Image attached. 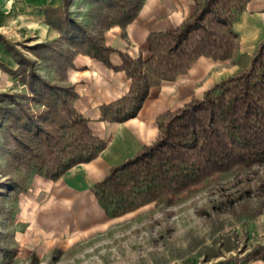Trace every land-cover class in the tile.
Instances as JSON below:
<instances>
[{"label":"trees","instance_id":"obj_1","mask_svg":"<svg viewBox=\"0 0 264 264\" xmlns=\"http://www.w3.org/2000/svg\"><path fill=\"white\" fill-rule=\"evenodd\" d=\"M65 6L48 7V23L61 32L72 57L83 53L111 66L113 47L105 31L126 25L138 14L144 0H93L98 8L92 27L77 21ZM249 0H197L195 12L175 29L149 35L151 56L122 53V65L131 79L129 91L101 107L103 119L123 122L137 115L152 86L175 80L201 56L232 58L238 71L208 89L202 97L166 111L157 118L156 140L134 156L112 167L94 185V193L110 217H118L155 200L173 204L175 198L206 179L235 167L264 163V39L253 55L238 56L240 37L234 28ZM8 48L20 62L18 73L28 86L33 111L21 104L15 117L14 159L31 174L58 179L78 163L96 158L106 142L94 134L89 120L75 107L78 93L71 84L52 82L32 63L28 73L21 52ZM4 100L11 96L3 94ZM16 100V99H15ZM264 260V244L241 258L216 264H250Z\"/></svg>","mask_w":264,"mask_h":264},{"label":"crops","instance_id":"obj_2","mask_svg":"<svg viewBox=\"0 0 264 264\" xmlns=\"http://www.w3.org/2000/svg\"><path fill=\"white\" fill-rule=\"evenodd\" d=\"M196 1L144 0L130 23L114 24L106 29V43L114 49L111 66L83 53L71 57L66 51L55 58L56 66L52 63L39 66L42 71L51 72L54 82L74 85L78 93L76 109L89 120L92 131L106 146L96 158L74 165L58 179L31 174L29 188L21 196L18 215L26 225L22 234H36V239H45L48 232L60 231L64 237L74 239L112 225L119 217L106 213L94 193V185L112 167L156 140L160 114L177 110L194 97H202L213 85L238 71L240 66L232 58L201 56L175 80L152 86L136 116L123 122L103 119L101 107L120 99L130 89L131 79L118 68L123 62L122 53L149 58L150 33L177 28L195 12ZM60 4L61 0H0V33L15 44L55 42L61 33L48 23L46 9ZM234 28L240 37L238 56L253 55L264 39V0H249ZM64 44L63 49H69L70 45ZM0 63L13 69L18 66L3 42H0ZM17 87L20 88L19 78L0 66V91ZM250 264H264V260Z\"/></svg>","mask_w":264,"mask_h":264},{"label":"rangeland","instance_id":"obj_3","mask_svg":"<svg viewBox=\"0 0 264 264\" xmlns=\"http://www.w3.org/2000/svg\"><path fill=\"white\" fill-rule=\"evenodd\" d=\"M59 6H65L63 0ZM97 8L93 0H70L72 16L89 27L95 23ZM0 42L21 52L28 73L33 63L52 82L51 72L39 66L55 65L61 52H69L63 49L61 36L51 43L15 44L0 33ZM12 54L18 64L15 69L0 63L20 83V88L0 91V264H216L241 258L264 244V163L208 178L179 194L173 204L155 200L87 236L70 239L52 231L47 238L36 239V234H22L26 225L18 215L31 175L14 159L15 137L20 133L14 119L19 104L33 111L40 106L31 99L18 73L20 62ZM3 94L11 98L4 100Z\"/></svg>","mask_w":264,"mask_h":264}]
</instances>
